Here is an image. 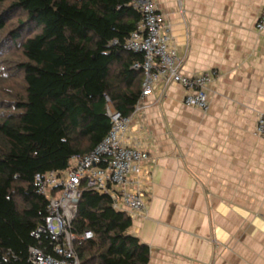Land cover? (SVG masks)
I'll return each instance as SVG.
<instances>
[{
	"label": "trees",
	"instance_id": "trees-1",
	"mask_svg": "<svg viewBox=\"0 0 264 264\" xmlns=\"http://www.w3.org/2000/svg\"><path fill=\"white\" fill-rule=\"evenodd\" d=\"M141 18L133 0H0V264L52 250L33 235L48 202L36 174L94 149L112 126L109 103L133 113L144 54L123 45ZM132 226L111 195L83 186L71 225L80 264H148Z\"/></svg>",
	"mask_w": 264,
	"mask_h": 264
},
{
	"label": "crops",
	"instance_id": "crops-1",
	"mask_svg": "<svg viewBox=\"0 0 264 264\" xmlns=\"http://www.w3.org/2000/svg\"><path fill=\"white\" fill-rule=\"evenodd\" d=\"M155 2L185 73L216 78L207 113L185 105L172 84L133 119L128 135L149 152L151 184L147 214L132 218L131 232L150 247L148 264H264V137L255 134L264 0Z\"/></svg>",
	"mask_w": 264,
	"mask_h": 264
},
{
	"label": "built area",
	"instance_id": "built-area-1",
	"mask_svg": "<svg viewBox=\"0 0 264 264\" xmlns=\"http://www.w3.org/2000/svg\"><path fill=\"white\" fill-rule=\"evenodd\" d=\"M133 6L142 18L123 46L144 54L143 61L135 64V68L144 71L142 94L130 116H124L109 104L107 115L112 126L108 134L89 153L74 155L70 168L36 174L38 192L47 196L48 202L45 221L33 235L37 239L47 235L52 250L31 246L28 264H80L74 248L77 236L71 231V225L83 186L111 195L114 207L128 211L132 218L146 216L151 184L150 155L139 143H133L128 133L133 119L147 107L148 96L162 97L168 86L179 84L184 89L185 105L203 113L210 109L209 89L216 78L215 71L186 74L171 29L155 0H133ZM255 28L264 32V6ZM255 134L264 137V112L257 117ZM92 235L87 231L83 237Z\"/></svg>",
	"mask_w": 264,
	"mask_h": 264
}]
</instances>
